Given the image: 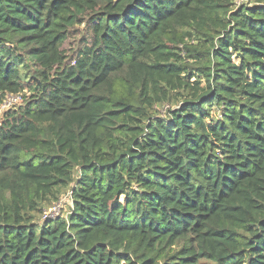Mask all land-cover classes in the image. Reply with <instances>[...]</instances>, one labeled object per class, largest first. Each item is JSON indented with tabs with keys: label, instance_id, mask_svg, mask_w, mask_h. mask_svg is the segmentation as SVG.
Returning a JSON list of instances; mask_svg holds the SVG:
<instances>
[{
	"label": "trees",
	"instance_id": "trees-1",
	"mask_svg": "<svg viewBox=\"0 0 264 264\" xmlns=\"http://www.w3.org/2000/svg\"><path fill=\"white\" fill-rule=\"evenodd\" d=\"M0 264H264V0H0Z\"/></svg>",
	"mask_w": 264,
	"mask_h": 264
},
{
	"label": "rangeland",
	"instance_id": "rangeland-1",
	"mask_svg": "<svg viewBox=\"0 0 264 264\" xmlns=\"http://www.w3.org/2000/svg\"><path fill=\"white\" fill-rule=\"evenodd\" d=\"M90 41H91V33L89 28L85 24L76 26L73 29H71L69 31V36L67 40L62 46V49L64 50V53L67 57V62H69L85 44H89ZM19 102L20 100L18 99L12 105L17 104ZM12 105H10L9 107H11ZM167 108H168L167 105H164L161 108H159V112L162 116H164V113L167 110ZM70 207H71V202L69 200V195L64 194L59 201L52 204V206L46 210L44 216L50 215L51 217L60 216L65 218L68 212L70 211Z\"/></svg>",
	"mask_w": 264,
	"mask_h": 264
},
{
	"label": "built area",
	"instance_id": "built-area-1",
	"mask_svg": "<svg viewBox=\"0 0 264 264\" xmlns=\"http://www.w3.org/2000/svg\"><path fill=\"white\" fill-rule=\"evenodd\" d=\"M18 99H19V97H15V96H11V95L7 96V98L5 99L4 103L1 106V110L5 109V108H8L10 105H12L13 103H15L16 100H18ZM68 195L70 196L69 193H68ZM45 213H46V210L43 212V217L45 219H54V218L58 217V216H54V217L52 216L51 217L50 215L44 216Z\"/></svg>",
	"mask_w": 264,
	"mask_h": 264
}]
</instances>
